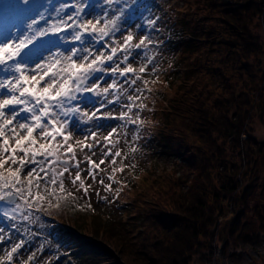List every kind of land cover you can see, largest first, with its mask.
<instances>
[{
  "label": "rangeland",
  "instance_id": "rangeland-1",
  "mask_svg": "<svg viewBox=\"0 0 264 264\" xmlns=\"http://www.w3.org/2000/svg\"><path fill=\"white\" fill-rule=\"evenodd\" d=\"M260 1L259 13L250 23L248 22L251 34L247 33L243 37L244 40L240 38L239 34L232 35L233 32L227 31L229 27L220 19L221 13L218 8L206 10L214 12L213 14L216 15L212 18L213 21L207 22V25L215 28L218 33L213 35L212 39L208 38L209 47L207 50L210 53L201 65L192 59L181 62V58L175 53L169 56L165 55L170 39L176 38L177 34H175L173 26L170 27L172 24L164 23V21L170 14V9L176 6H180L181 15L187 18L189 9L183 0H127V2L126 0H114L111 4L108 3V0H29L27 5L23 4L22 0H0V42L13 25H18L22 31L27 32L24 25L30 19L39 20V13H42L46 20H39V23L33 26L34 30L49 27L62 18L66 20L69 14H75L76 8L70 7L59 12L58 15L60 6L63 4L86 5L81 19H92L93 21L100 19V26L106 19H114L119 16L120 31L115 32L114 36L106 38V42H111L113 46H116V41L123 43L122 33L127 35L128 32H132L135 36L133 44L138 43L144 35L153 41L146 49V57L143 55L136 57V53L140 50L132 49V56L135 59L130 57L129 60L137 72L142 65H146L148 68L146 73H138L148 81L145 86L141 80H137L136 86L144 90L142 94L134 93L132 88L125 84L124 88H127L128 91L125 95H120L116 103H107L104 97H97L92 104H81V114L69 118L75 121L71 141L74 146L76 140L83 141L84 137L90 136V132L93 131L96 132L100 143L96 145L89 138L87 143L93 144L91 150L84 148L81 151L80 146H75V160L69 164L72 175L64 174L65 191L61 193L57 187L54 195L46 196L41 208H22L23 215L28 216L27 220H24L19 213L16 214V220H9L3 215V212L14 205L0 202V228L4 229L0 235L11 237L10 240L6 238L3 243H0V257H3L15 243L23 239L26 244L19 249L18 253L14 254V259L10 264H25L26 261L28 264H107L111 259L106 255H102L101 260H99L100 258L94 260L90 255L75 259V253L81 246L75 240L80 239L99 247H104L105 244L100 238L80 233L72 223L75 219L77 222L79 220L86 230H89L88 227L94 226L95 223L103 226L108 216L104 212L106 213L110 209L107 206L110 207L111 202L123 210H121L123 212L121 219L126 221V227H129L132 233L141 230L143 220H145V208L142 206L135 208L134 198L136 191L143 188L144 181L149 186H153V183H164L165 189H162V192L165 196V205L169 208L171 201L168 199L177 193L175 190H178V185H173L175 178H182L184 181L179 183V187L187 189V183L192 179L193 172L190 173L192 169H188L187 158L179 152H175L176 154L172 152L174 150L169 145L171 143L167 144L170 137L167 136L168 133L172 135L174 133L176 143H181V146L187 148L186 151L190 153V147L197 152L199 157H202L203 162L209 163L208 172L211 173V177L207 187L212 188L209 185L210 182L218 183L217 177L224 170H227V179L236 181L239 186L237 192L239 198L236 196L233 201L232 196L223 199L224 206L222 211L217 214L221 221L224 220L220 227L221 231L218 234L209 232L208 235L199 236L197 248L192 255V264H208L210 260L216 261L217 246L231 244L233 241L231 230L236 227L235 225L242 234L245 232L251 234L258 226H261L260 217L264 214V154L260 156L258 162L251 160L245 165L243 164V156L239 151L238 143H236L237 120L234 118L243 116L247 119L249 117V121L245 124L247 132H242L240 139L251 135L253 136L252 140L254 138L264 140V53H261L262 50H260V47L264 48V0ZM23 9L29 11L24 12ZM121 9L123 15H121ZM15 12H19L18 18L12 16ZM168 18L174 21L175 16L171 15ZM149 20H154L155 24H149ZM183 30V33L178 34L181 39H186L189 31L187 28H183ZM72 32L73 30L69 29L53 38L40 37L35 44L47 58L52 53L67 55L73 47L83 48L94 43L93 38L87 35L84 37V44L72 41ZM27 34L34 35L35 31ZM203 36L207 38L206 34ZM211 41L213 45L210 46ZM252 42L259 49L257 53L249 51L248 45ZM94 47L102 49V44H95ZM118 56H121L122 59V54L118 53ZM152 57H156V62L152 64L151 60V63H147L148 58L152 59ZM124 66L121 63V67ZM185 67L189 69V73H185ZM210 68L214 74L206 75L207 69ZM6 75L8 74L0 71V78ZM102 79L111 82L113 77L105 75ZM115 79L119 83H123V78L117 76ZM183 83L188 85L192 94L200 91L201 94L208 95L212 91L211 98L202 107L209 108L210 100L217 98L219 107L213 109L216 120L223 121L222 115H229L231 122L235 121V125L229 126L227 133L223 125H218L215 129L207 131L204 126L207 125L208 120L203 108L201 114L189 115L170 110L169 104L175 97L176 86ZM104 86L106 84L102 83L101 87ZM157 90L162 91V101L158 107L150 110L148 107L151 103V95ZM115 95L118 93L110 90L108 100H112ZM127 95H141V100L137 103L146 107L134 108L129 116L130 119L139 118L142 120L144 122L142 125H133L122 120H90L89 117L83 116L84 112L91 116V113L98 108L102 113L111 112L114 116H118L121 112L127 111L122 105L131 103L127 100ZM97 115L99 116L100 112ZM199 116L202 118L198 119ZM23 118L22 115L20 119L23 120ZM97 125H111L117 129L118 135L112 137V140L115 141L114 144H108L103 140V137L112 130L111 127H97ZM171 126L173 130H170ZM223 131L226 135H223ZM60 139L57 137V140ZM38 140L40 143L44 142L39 137ZM109 149L113 153L121 152L120 157H115L114 164L111 163L112 156L104 155ZM133 149L135 150L133 151ZM209 156L212 158H208ZM86 157H90L99 165V168L95 170L94 179L89 175L91 165ZM63 158L65 157L62 156ZM43 159V157H37V160ZM101 160H104L105 163L101 164ZM75 161H79L81 179L84 186L88 187L87 193L80 187L79 181L75 185L71 182L72 177L76 174ZM196 161L198 162L197 158L193 159L191 164ZM196 164L198 165V163ZM29 167H37V165ZM121 168L123 171L113 172V169ZM240 169H243L241 179L237 178ZM57 170L60 169L57 168ZM126 171H128V175H131V179H127ZM110 177H114V179H110ZM146 178L148 179L146 180ZM185 179L187 180L185 181ZM206 179L202 180L200 185L202 182L206 183ZM101 180H103V184L100 183ZM41 184L43 187V182ZM109 184L111 190H107ZM156 189L157 187L155 189L151 187L150 191L155 193ZM151 192L149 193L151 194ZM137 198L139 199L140 196L138 195ZM143 205L148 206L146 203ZM239 212L242 214V219L234 224L233 218ZM135 213L137 215H134ZM54 223L57 224L53 226ZM126 230L125 232L128 233ZM67 232H71L72 235H63ZM107 249H110L115 255H119L111 246H108ZM33 253H35V257L29 260V256ZM5 264H9V262H5Z\"/></svg>",
  "mask_w": 264,
  "mask_h": 264
},
{
  "label": "snow or ice",
  "instance_id": "snow-or-ice-1",
  "mask_svg": "<svg viewBox=\"0 0 264 264\" xmlns=\"http://www.w3.org/2000/svg\"><path fill=\"white\" fill-rule=\"evenodd\" d=\"M113 2L114 0H108L109 4ZM22 3L27 5L29 0H22ZM70 7H75L76 11L75 14H69L66 20L62 18L49 27L34 30L33 26L38 24L39 20H46V17L39 13V20L30 19L24 25L27 32L22 31L20 26L13 25L0 42V71L8 74L0 78V202L14 205L3 212L9 220H16L17 213L27 220L28 216L23 215L22 208H41L46 196L54 195L57 187L61 193L65 191L64 174L72 175L69 164L75 160V146H80L81 151L84 148L91 150L93 144L87 143L89 138L99 145L100 141L94 131L90 132V136H85L83 141L76 140L75 146L71 142L75 121L69 118L81 114V104H92L95 98L101 96L107 103H116L119 96L125 95L128 91L124 88L125 84L137 94H142L144 91L136 86L137 80H141L145 86L148 84V81L139 75L148 71L147 66H140L137 72L129 62L130 57L135 59L132 56V49L140 50L136 53V57L147 56L146 49L153 43L147 35L133 44L134 34L122 33L123 43L116 41V46H113L111 42H106V38L120 31L119 16L106 19L100 26V19L95 21L81 19L86 5L63 4L57 14ZM121 15H123L122 9ZM148 23L154 25L155 21L149 20ZM69 29L73 30L72 41L84 44V37L87 35L93 38L94 43L83 48L73 47L67 55L52 53L45 58L44 52L36 46V40L49 34L59 35ZM33 31H35L34 35L27 34ZM95 44H102V49H96ZM118 53L122 54V59ZM121 63L125 66L121 67ZM147 63H151V58H148ZM105 75L113 77L111 82L102 79ZM117 76L123 78V83L115 79ZM102 83L106 86L101 87ZM110 90L118 93L112 100H108ZM127 100L131 103L122 105L127 111L121 112L118 116H114L111 112L102 113L99 108L92 112L91 116L87 112H84L83 116L89 117L90 120H122L133 125H142L144 123L142 120L130 119L129 116L134 108L146 107L137 103L141 100V95H127ZM98 112H100L99 116ZM22 115L23 120L20 119ZM97 127H111L112 130L103 137V140L108 144L115 143L112 140L114 135H118L115 127L111 125H97ZM38 137L44 142L40 143ZM57 137L61 139L57 140ZM20 153L23 155H19ZM104 155L112 156L111 163L114 164L115 157H120L121 152L113 153L109 149ZM62 156L65 158L62 159ZM37 157L44 159L37 160ZM86 159L91 165L89 175L94 179L95 170L99 165L90 157ZM100 163L104 164L105 161L101 160ZM30 165L37 167H29ZM74 167L76 174L71 182L75 185L79 181L80 187L87 193L88 187L84 186L81 179L79 161H75ZM57 168L60 170L58 171ZM117 170L123 171L121 168L113 169V172ZM100 183L103 184V180ZM107 190H111L110 184ZM3 232L4 229L0 228V233ZM6 238L11 239L10 236L0 235V243ZM25 244L26 241L23 239L15 243L10 251L0 257V264L5 262L10 264L14 254L18 253ZM34 257L35 253L29 256V260ZM25 264L28 262L26 261Z\"/></svg>",
  "mask_w": 264,
  "mask_h": 264
},
{
  "label": "trees",
  "instance_id": "trees-1",
  "mask_svg": "<svg viewBox=\"0 0 264 264\" xmlns=\"http://www.w3.org/2000/svg\"><path fill=\"white\" fill-rule=\"evenodd\" d=\"M184 2H186L189 9L187 18L181 15L180 6H176L170 9V14L168 15H174V21L167 16L164 23L170 22L172 24L170 27L173 26L175 34L178 36V33L184 32L183 28L188 29L189 35L186 39H181L177 35L176 38H171L165 55L169 56L175 53L181 58V62H184L186 59H192L201 65L210 53L207 50L209 47L207 40L212 39V36L218 33L215 28L207 25V22L213 21L212 18L216 16L213 14L214 12L206 11L207 9L213 10L214 8H218L219 13H221L220 19L229 27L227 31L233 32L234 34L232 33V35L239 34L240 38L243 39L247 33L248 35L251 34L248 25L254 16L259 13L261 7L260 0H183ZM205 34L207 38L203 36ZM171 36L173 35L171 34ZM249 44V51L257 53L259 49L255 47L253 42ZM211 45H213L212 41ZM260 48L262 50L261 53H264V48ZM201 51L202 53H199ZM155 59H153L152 64L156 62ZM185 70V73L190 72L187 67H185ZM207 70L206 75L214 74L211 68ZM170 86L172 87V85ZM161 92L157 90L152 93L151 103L148 107L150 110L160 105L162 101ZM174 94L175 97H173L172 103L169 104L170 110L189 115L195 113L201 114L202 106L206 105L208 99L211 98L212 91L208 95H203L200 91L192 94L188 85L183 83L176 86ZM210 103L209 108L206 106L203 108L208 120V126H204V129L208 131L215 129L218 125H223L227 133L229 126H234L235 121L234 123L233 121L231 122L230 116L224 114L222 115L224 122L216 120L213 109L219 107L218 99H211ZM201 118L202 116H199L198 119ZM234 118L237 120L235 127L236 143H238L239 151H241L240 153L243 156V164L245 165L251 160L258 162L260 156L264 154V140L258 138L252 140L253 136L251 135H248L245 139H240L241 133L247 132L245 124L249 121V117L247 119L243 116ZM170 130H173L172 126ZM226 133L223 131V135H226ZM168 135L171 138H168L167 144L171 143L169 145L174 150L172 152H179L187 158L188 169H192L190 173L193 172V177L191 176L192 179L187 183L188 188H180L179 183L184 180L178 177L175 178L173 185H178V190H175L177 193L168 199L171 201V205L168 208L165 205V196L162 192V189H165L164 183L158 182L157 184L153 183V186H149L144 181L142 183L143 188L136 191L134 207L140 208L142 206L145 208V220H143L141 230L135 233H132L131 229L126 227L125 220L122 221V209L111 202V206H107L110 209L106 213L104 212L108 216L103 226L95 223L94 226L88 227L89 230H86L83 223L79 222V220L77 222L75 219L74 223H72L74 224L73 227H77L76 229L80 233L100 238L105 244L104 247H99L96 244L92 243L90 245L89 242L77 239L75 241L81 244V246L75 253V259L90 255L94 260H98L99 258L101 260V256L106 255L111 259L107 264H192V255L197 248L199 236L208 235L209 232L218 234L221 231L220 227L224 220L221 221L217 214L222 211L224 206L223 199L225 200L232 196L233 201L236 198L239 186L236 181L227 179V170H224L217 177L219 184L210 182L209 185L212 188L207 187L209 178L211 177V173L208 172L209 163L203 162L202 157H199L197 152L193 151L189 146L190 153L186 151L187 148L185 149L181 146V143L177 144L174 133L173 135L168 133ZM195 158L198 159V162L196 161L198 165L196 163L191 164V161ZM208 158L212 157L209 156ZM128 171L125 174L128 176L127 179H131ZM242 175L243 169H240L237 178L241 179ZM205 178H207V182H202V185H200L201 181ZM154 185L157 186L154 187ZM151 187L154 189L157 187L155 193L150 191ZM138 195L140 196L139 199L137 198ZM237 197L239 198V196ZM143 203H146L148 206L145 207ZM134 215L137 214L135 213ZM59 216L64 217L63 215ZM260 218L262 225L253 230L251 234L248 232L244 234L240 233L237 225H235L236 227L234 226L235 228L231 230V236L233 237L231 244H224L222 247L217 246V259L216 261L210 260L208 264H213V262H216V264H264V214ZM241 219L242 214L239 212L233 218L234 224ZM210 225H212V228ZM125 229H127L128 233L125 232ZM63 235L70 236L72 233L67 232L63 233ZM108 246L116 250L119 255L117 256L110 249H107Z\"/></svg>",
  "mask_w": 264,
  "mask_h": 264
}]
</instances>
